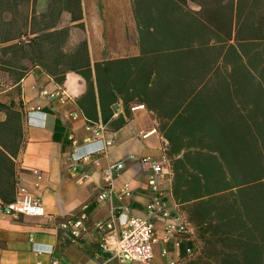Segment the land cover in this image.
<instances>
[{
	"label": "trees",
	"instance_id": "1",
	"mask_svg": "<svg viewBox=\"0 0 264 264\" xmlns=\"http://www.w3.org/2000/svg\"><path fill=\"white\" fill-rule=\"evenodd\" d=\"M57 2L52 24L64 9L78 19L79 0ZM19 3L0 1L9 10ZM132 3L141 54L108 62L103 71L117 68L112 86L154 110L169 142L173 194L196 231L194 252L183 264H264V0ZM68 34V28L53 34L59 56ZM48 37L7 50L31 58L37 43L44 54ZM68 61L43 67L60 84L67 70L81 73L94 97L100 64L95 76L86 40ZM84 110L89 124L98 122ZM17 182L13 173L0 176V203L15 199Z\"/></svg>",
	"mask_w": 264,
	"mask_h": 264
},
{
	"label": "crops",
	"instance_id": "2",
	"mask_svg": "<svg viewBox=\"0 0 264 264\" xmlns=\"http://www.w3.org/2000/svg\"><path fill=\"white\" fill-rule=\"evenodd\" d=\"M17 1L21 3L14 10L0 4V176L13 173L16 181L20 179L41 198L47 215L0 213V264H55L54 258L59 260L57 264H101L103 258L96 256L99 233L94 231L81 244H71L62 222L85 204H89L93 221L110 216L118 207L144 215L153 190L148 185L152 170L142 158L165 155L169 143L159 131L156 112L138 100H127L112 86L117 68L112 73L103 71L108 62L141 54L133 3L79 0L81 5H75L78 19L73 20L72 12L64 9L52 24L55 15L51 9L58 6V0ZM66 28L69 34L60 41L66 54L59 56L53 41ZM41 34L49 36L42 40L44 54L37 43L32 59L7 50L15 42L26 48L29 40ZM85 40L95 76V64H100V84L95 82L94 97L88 94V83L81 73L67 70L60 84L43 67L68 63V54ZM84 108L106 124L104 137L94 136ZM88 155L99 160L84 159ZM118 160H125L126 168L115 178L114 187L129 189L133 194L122 200L98 199L106 185L104 168ZM85 172L88 179L83 177ZM172 183L173 174L159 187L176 209L182 210ZM155 228L158 240L151 264L186 262L192 238L184 237L177 244L179 235H175L165 242V222L156 220ZM106 264L140 263L122 262L113 256Z\"/></svg>",
	"mask_w": 264,
	"mask_h": 264
},
{
	"label": "built area",
	"instance_id": "3",
	"mask_svg": "<svg viewBox=\"0 0 264 264\" xmlns=\"http://www.w3.org/2000/svg\"><path fill=\"white\" fill-rule=\"evenodd\" d=\"M78 115L77 113L75 114ZM89 124V123H88ZM94 136L104 137L107 131L106 124L94 122L89 124ZM109 142V141H108ZM84 159L97 162L99 159L92 155L85 156ZM142 161L151 168V175L148 185L152 187L153 195L146 205L144 215L131 214L127 210L118 207L110 216L93 221L90 219L88 208L85 204L76 215L65 219L62 227L65 235L71 244H81L87 240L94 231L99 233V247L96 256L103 258L101 264L111 257H118L122 262H139L140 264H151L154 257V243L158 240L155 222L161 220L165 222V233L163 240L168 242L173 236L179 235L176 243L180 244L184 237L193 238L196 234L193 224L181 210L169 201L164 189L160 188L161 182L172 176L170 160L166 155L160 157L147 156ZM126 168L125 160H118L109 163L103 172L105 187L98 193V199L122 200L125 196L133 193L126 188L117 190L114 187L115 178ZM74 169H77L74 166ZM85 179L89 178V173L83 174ZM0 213L7 215L26 214L30 216L47 215L41 198L29 191V189L18 179L17 193L15 199L10 202L0 203ZM50 219H53L49 216ZM167 252L164 249V253ZM194 252L193 247L188 248V254ZM59 260L54 258L53 263Z\"/></svg>",
	"mask_w": 264,
	"mask_h": 264
},
{
	"label": "rangeland",
	"instance_id": "4",
	"mask_svg": "<svg viewBox=\"0 0 264 264\" xmlns=\"http://www.w3.org/2000/svg\"><path fill=\"white\" fill-rule=\"evenodd\" d=\"M191 6H192L193 8H197V6H196L195 4H192V3H191Z\"/></svg>",
	"mask_w": 264,
	"mask_h": 264
}]
</instances>
